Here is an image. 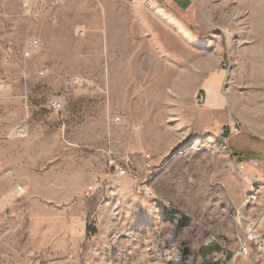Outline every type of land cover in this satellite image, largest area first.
Masks as SVG:
<instances>
[{
	"label": "rangeland",
	"instance_id": "obj_1",
	"mask_svg": "<svg viewBox=\"0 0 264 264\" xmlns=\"http://www.w3.org/2000/svg\"><path fill=\"white\" fill-rule=\"evenodd\" d=\"M147 261L264 264V0H0V264Z\"/></svg>",
	"mask_w": 264,
	"mask_h": 264
},
{
	"label": "built area",
	"instance_id": "obj_2",
	"mask_svg": "<svg viewBox=\"0 0 264 264\" xmlns=\"http://www.w3.org/2000/svg\"><path fill=\"white\" fill-rule=\"evenodd\" d=\"M38 42H39L38 40H33L31 42V47L32 48L38 47V45H39ZM31 54L32 53L30 51L26 52V56H28V57ZM221 66L224 70H226L228 72L231 71L232 64H231L230 58L227 57L226 59H224L221 63ZM45 72L46 71H41V73H40L41 76L45 75ZM198 101H200L201 104H204L205 97L201 96L200 100H198ZM65 108H66L65 102L60 100V99L52 101L49 105V109L54 111L57 114L62 113L65 110ZM227 133H228V130L224 127L222 130V136L227 135ZM112 163H113L115 169L118 171L120 176H131L133 174L132 168L134 166L135 161L131 155H125V156L120 157L119 159H113Z\"/></svg>",
	"mask_w": 264,
	"mask_h": 264
},
{
	"label": "crops",
	"instance_id": "obj_3",
	"mask_svg": "<svg viewBox=\"0 0 264 264\" xmlns=\"http://www.w3.org/2000/svg\"><path fill=\"white\" fill-rule=\"evenodd\" d=\"M149 35H152V33H149ZM212 88H214V86H212V87L209 86V87H207V90L206 91L209 92ZM208 101H209L208 104H207L208 106H205V105L204 106L207 107V108L211 107L209 109L210 110H213V111H220L225 106V101H221V100L220 101H217V100H213V99H210V98H209ZM205 103H206V101H205ZM197 126L199 127L200 125L197 124Z\"/></svg>",
	"mask_w": 264,
	"mask_h": 264
},
{
	"label": "trees",
	"instance_id": "obj_4",
	"mask_svg": "<svg viewBox=\"0 0 264 264\" xmlns=\"http://www.w3.org/2000/svg\"><path fill=\"white\" fill-rule=\"evenodd\" d=\"M233 155L235 156V158H236V157H238V155L236 154V152H235V153H233Z\"/></svg>",
	"mask_w": 264,
	"mask_h": 264
},
{
	"label": "bare ground",
	"instance_id": "obj_5",
	"mask_svg": "<svg viewBox=\"0 0 264 264\" xmlns=\"http://www.w3.org/2000/svg\"><path fill=\"white\" fill-rule=\"evenodd\" d=\"M146 264H148V261L147 262H145Z\"/></svg>",
	"mask_w": 264,
	"mask_h": 264
}]
</instances>
